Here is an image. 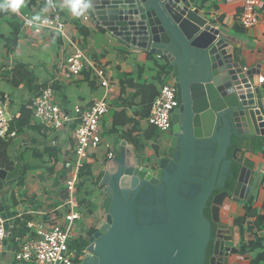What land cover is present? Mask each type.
I'll return each mask as SVG.
<instances>
[{
  "label": "water",
  "instance_id": "1",
  "mask_svg": "<svg viewBox=\"0 0 264 264\" xmlns=\"http://www.w3.org/2000/svg\"><path fill=\"white\" fill-rule=\"evenodd\" d=\"M91 5L92 22L118 42L167 61L178 108L162 156L156 152L142 166L123 151L105 167L97 187L104 220L80 264H205L211 241L208 264H235L239 232L221 223L220 210L226 200L246 201L254 183L255 163L242 147L264 137L256 69L240 64L228 35L192 10L190 0H91ZM26 146L21 138L12 143L17 163L11 171L0 166V190L20 179L17 151ZM209 199L210 220L204 214Z\"/></svg>",
  "mask_w": 264,
  "mask_h": 264
},
{
  "label": "crops",
  "instance_id": "2",
  "mask_svg": "<svg viewBox=\"0 0 264 264\" xmlns=\"http://www.w3.org/2000/svg\"><path fill=\"white\" fill-rule=\"evenodd\" d=\"M244 1L190 0L192 10H197L200 16L228 35L240 64L245 69H256L254 85L262 94L264 106V0H255L259 22L250 30L242 28L239 21ZM54 12L62 16L67 36L81 47L87 59L88 64L78 78H70L66 72L65 62L72 52L71 46L57 33L24 26L21 21L24 15L38 20ZM80 28L87 31L86 37ZM16 30V44L9 48L6 42ZM155 59L156 54L118 42L92 22L87 10L74 15L65 0H22L16 12L0 9V95L6 98L10 113L15 116L9 133H16L15 138L0 140V144L8 143L6 156L11 170L17 163L15 154L10 151L12 143L21 138L27 144L17 151L20 179L0 190V215L6 220L8 231L0 264L14 262L13 253L17 248L14 239L18 235H31L33 230L29 224H41L45 228L62 224L68 212V194L59 181L65 180L60 176L75 159L74 125L47 132L34 124L33 96L51 83L59 105L72 114L75 106L86 108L103 96L105 88L96 70L103 72V79L108 83L110 112L100 123L101 141L90 149L86 160L84 170L88 175L79 197L84 204H78L82 218L75 223H81V228L74 226L76 240L86 239L87 232L97 229L104 220L103 214L100 215L102 196L97 187L105 167H112L123 151L129 153L130 161L136 157L142 161V166H148V162L157 158L156 152L162 156L164 143L169 139L166 132L158 143L157 130L146 123L161 86L165 82L174 83L172 78L161 79ZM16 66H23L25 71L18 72ZM259 77H263L262 83L258 82ZM23 106L25 110L21 112ZM252 139L259 142L258 147H242L246 157L255 163L254 183L248 199L226 200L220 210L221 223L232 233L236 228L239 232V244L235 246L238 253L231 259L235 264H264L257 263L258 256L264 252V225L258 229L254 217L246 216L248 208L255 209L264 201V137ZM52 148L57 151L56 157L45 151ZM88 183L94 186L91 192L87 190ZM9 238L14 247L9 245Z\"/></svg>",
  "mask_w": 264,
  "mask_h": 264
},
{
  "label": "built area",
  "instance_id": "3",
  "mask_svg": "<svg viewBox=\"0 0 264 264\" xmlns=\"http://www.w3.org/2000/svg\"><path fill=\"white\" fill-rule=\"evenodd\" d=\"M21 21L27 27L53 31L63 41L67 42L72 48V52L65 62L67 75L74 79L79 77L88 62L81 47L67 36L66 23L58 12H54L51 16L38 20H33L29 16L24 15L21 16ZM239 21L241 27L246 30L257 26L259 14L255 0L244 1ZM96 74L101 79V86L105 88L103 96L86 108L75 106L72 114L66 112L59 105L51 83L35 95L32 100L33 122L41 126L45 131H57L74 125L75 159L71 173L65 182V189L68 194V212L63 216L64 222L48 228H45L41 224H29V228L33 230V233L31 235H18L14 239L17 248L13 256L14 260L18 263L80 264L81 260L88 254L84 251L78 255L71 245L76 241L74 236L75 223L82 218L75 198L78 175L86 165L90 149L96 148L100 143V123L102 118L110 112L108 83L103 79V72L101 70H96ZM258 82L262 83L263 77H259ZM176 108H178V102L175 84L165 82L150 107L146 123L157 131L166 133L171 129V115ZM14 118L15 116H12L10 113L8 101L0 95V140L16 137L15 132L9 133V127ZM111 157L109 155V158ZM7 237L6 220L0 215V259Z\"/></svg>",
  "mask_w": 264,
  "mask_h": 264
},
{
  "label": "trees",
  "instance_id": "4",
  "mask_svg": "<svg viewBox=\"0 0 264 264\" xmlns=\"http://www.w3.org/2000/svg\"><path fill=\"white\" fill-rule=\"evenodd\" d=\"M79 30L84 37L87 36L86 30H84L83 28H80ZM17 32H18V30H16V32L13 33L12 38L7 40L6 45L9 48L15 46ZM154 62H155V64H157L156 67L158 69V73H159L161 79L163 81L169 79L171 77V75L167 72V66H168L167 61L164 59L157 58V59H155ZM16 69L18 72H20L22 70L25 71L23 66H16ZM38 93H36L35 95H37ZM24 110H25V108L23 106V108L21 109V112H24ZM234 142H235V144L238 143V141L236 139H234ZM249 145L252 147H258L259 142L258 141L253 142V139H252ZM7 146H8V143H2L1 142V144H0V163H1V167H2V165L5 164V166H3V167L7 170H11L10 166L7 165V156H6ZM138 149H140V147H138ZM45 151L49 153V156L56 157V155H57L56 149H53V148L52 149H46ZM263 156H264V152H263ZM84 169H85V167L79 172V175H78V183H77V187H76L77 191L79 188H83V180L86 179L87 175H88V171H85ZM232 170H233V175L235 178L237 176L238 170L235 167H233ZM21 182H22V179L20 180L19 183H21ZM233 184H234V179L229 180V182L227 183V186H226L227 189L232 190ZM78 204H79V206L83 205L84 200L79 201V199H78ZM205 216H208V211L205 212ZM246 216H253L255 227H257L258 229L262 228V226L264 225V201L261 205L257 206L255 209L248 208L246 210ZM94 231H95V229L91 228L86 234L87 237L90 236L92 233H94ZM87 245H88L87 238L86 239L80 238V239L76 240L75 242H73L71 247L76 250L78 255H80L84 252ZM211 253H212V243H210L208 250L206 252V263L205 264H208V259L211 256ZM260 262H264V252L261 256H258V258H257V263H260Z\"/></svg>",
  "mask_w": 264,
  "mask_h": 264
},
{
  "label": "clouds",
  "instance_id": "5",
  "mask_svg": "<svg viewBox=\"0 0 264 264\" xmlns=\"http://www.w3.org/2000/svg\"><path fill=\"white\" fill-rule=\"evenodd\" d=\"M21 4L22 0H6V2H0V9L16 12ZM65 4L66 7L77 16L92 6L91 0H65Z\"/></svg>",
  "mask_w": 264,
  "mask_h": 264
},
{
  "label": "rangeland",
  "instance_id": "6",
  "mask_svg": "<svg viewBox=\"0 0 264 264\" xmlns=\"http://www.w3.org/2000/svg\"><path fill=\"white\" fill-rule=\"evenodd\" d=\"M35 96V95H34ZM33 96V97H34ZM156 133H157V135H155V136H157V137H159L158 138V143H160L165 137H164V135H165V133H161V132H159V131H155ZM73 163H74V161L71 163V165H69L68 167L67 166H65L64 165V167H67L66 169H65V171H64V173H63V175L62 176H60V179L61 178H64L65 180H60L59 182L61 183H63L64 184V186H65V182H66V180H67V177L69 176V174L71 173V170H72V168H73ZM63 176H65V177H63ZM87 190H89L90 192H91V190H93L94 189V186H93V184H87ZM83 190V188H79L78 189V191L76 192V194H75V198H76V200H78V199H80L79 197H80V195L82 194L81 193V191ZM65 191H66V189H65ZM66 194H67V192H66ZM68 196V195H67ZM100 215L102 216V213H100ZM75 228L76 229H79V228H81V223H77L76 225H75ZM8 243H9V245L10 246H12V247H14V243H13V240L11 239V238H9L8 239ZM10 255H11V253H10ZM10 264H22V263H18V262H16L15 260H14V262H12V263H10Z\"/></svg>",
  "mask_w": 264,
  "mask_h": 264
},
{
  "label": "flooded vegetation",
  "instance_id": "7",
  "mask_svg": "<svg viewBox=\"0 0 264 264\" xmlns=\"http://www.w3.org/2000/svg\"><path fill=\"white\" fill-rule=\"evenodd\" d=\"M170 78H172V77H170ZM173 79V78H172ZM171 129H172V126H171ZM171 129L167 132L168 133V135H169V139L164 143L165 145H164V150L166 151L167 149H168V147H169V144H170V140H171ZM229 181H227V183H228ZM226 183V184H227ZM223 191H225V189H223ZM215 194H217V192H215L214 193V195ZM103 192H102V200H103ZM101 200V201H102ZM207 206H208V208L207 209H205L204 210V214H205V212L206 211H208V216H206L209 220L211 219V213H210V206H211V200L209 199L208 200V203H207ZM101 211H103L102 210V208H101ZM102 214H103V219H104V213L102 212ZM95 229V228H94ZM96 230V229H95ZM211 231H212V236H214V232L216 231V224H212L211 225ZM93 234V233H92ZM91 234V235H92ZM90 235V236H91ZM90 236H88L87 237V240H89V238H90ZM210 243H212V241L210 242ZM210 243H209V245H210ZM209 245H208V247H209ZM207 250H208V248H207ZM207 250H206V252H207ZM210 258V257H209ZM205 263H206V259H205Z\"/></svg>",
  "mask_w": 264,
  "mask_h": 264
}]
</instances>
